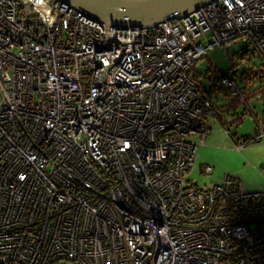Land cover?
<instances>
[{
    "label": "built area",
    "instance_id": "obj_1",
    "mask_svg": "<svg viewBox=\"0 0 264 264\" xmlns=\"http://www.w3.org/2000/svg\"><path fill=\"white\" fill-rule=\"evenodd\" d=\"M236 42L264 58V0L134 30L0 0V264H264V188L191 180L211 130L242 120L200 93L195 66ZM211 81L245 104L242 84Z\"/></svg>",
    "mask_w": 264,
    "mask_h": 264
},
{
    "label": "rangeland",
    "instance_id": "obj_2",
    "mask_svg": "<svg viewBox=\"0 0 264 264\" xmlns=\"http://www.w3.org/2000/svg\"><path fill=\"white\" fill-rule=\"evenodd\" d=\"M243 50H248V52L242 56ZM260 54L252 44L239 42L229 46L216 47L209 51L207 56L198 61L195 66V76L200 93L205 97H209L218 108L228 105L232 107V104L236 101L223 89L213 91L211 80L215 76H224L234 80L239 85L245 84L244 72L246 67L255 66V68L264 71V58ZM233 55H236L235 58H237L231 61L230 57ZM262 79H264V72H262ZM247 85L249 86L245 104L236 106V109L237 107L239 109H237L238 113L241 114L242 122L233 128V133L241 143L254 137L258 127H261V124L258 125V119H261L264 115H262L263 100L257 99L258 92H256V89L261 88L263 85L260 82L252 85L248 83ZM203 164L213 166L214 170L211 176H202L199 173V168ZM262 167H264V140L239 150L234 139L227 135L222 125L218 123L211 130L206 143L199 149V158L191 175V180L198 186L203 187L230 174L240 178L244 182L245 188L253 192L256 189L264 188ZM57 264L78 263L60 261Z\"/></svg>",
    "mask_w": 264,
    "mask_h": 264
},
{
    "label": "water",
    "instance_id": "obj_3",
    "mask_svg": "<svg viewBox=\"0 0 264 264\" xmlns=\"http://www.w3.org/2000/svg\"><path fill=\"white\" fill-rule=\"evenodd\" d=\"M102 23L107 30L157 27L182 20L215 0H62Z\"/></svg>",
    "mask_w": 264,
    "mask_h": 264
},
{
    "label": "trees",
    "instance_id": "obj_4",
    "mask_svg": "<svg viewBox=\"0 0 264 264\" xmlns=\"http://www.w3.org/2000/svg\"><path fill=\"white\" fill-rule=\"evenodd\" d=\"M248 52V50H243V52L241 53V55H246ZM237 55V54H236ZM236 55H233L231 56V61H234L236 58L235 56ZM239 55V56H241ZM262 72H264L263 70L259 69V68H255V66H248L246 67V70L244 72V75H245V84H242V88L244 87L246 89V92H248L247 88L249 85H247L248 83L250 85L252 84H257L258 82L261 83V85H263L261 88L259 89H256V92H259L260 95H261V100H263V106H264V79H262ZM247 85V86H246ZM264 116V115H263Z\"/></svg>",
    "mask_w": 264,
    "mask_h": 264
},
{
    "label": "crops",
    "instance_id": "obj_5",
    "mask_svg": "<svg viewBox=\"0 0 264 264\" xmlns=\"http://www.w3.org/2000/svg\"><path fill=\"white\" fill-rule=\"evenodd\" d=\"M236 106H237V104L236 103H234V104H232V107H229V105L228 106H225V107H222V108H220V110H221V112H222V114L224 115V116H227L228 114H230V113H232V112H239V111H237V109H238V107H237V109H236ZM240 106V105H239ZM262 109H263V113H262V115L264 114V106H263V104H262ZM239 110V109H238ZM249 112V111H248ZM253 112V111H252ZM250 114H251V112H250ZM261 115V116H262ZM263 120V116H262V118L261 119H258V125L259 124H261V127H258V128H263L264 127V120ZM241 122H242V120H241Z\"/></svg>",
    "mask_w": 264,
    "mask_h": 264
},
{
    "label": "bare ground",
    "instance_id": "obj_6",
    "mask_svg": "<svg viewBox=\"0 0 264 264\" xmlns=\"http://www.w3.org/2000/svg\"><path fill=\"white\" fill-rule=\"evenodd\" d=\"M233 136H235L236 137V135L233 133ZM233 136H231L232 138H233ZM237 138V137H236Z\"/></svg>",
    "mask_w": 264,
    "mask_h": 264
}]
</instances>
